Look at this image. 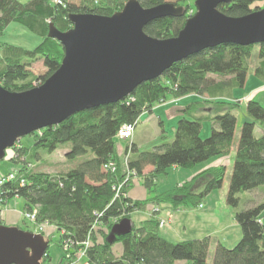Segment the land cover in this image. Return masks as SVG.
Segmentation results:
<instances>
[{
	"label": "trees",
	"instance_id": "16d2710c",
	"mask_svg": "<svg viewBox=\"0 0 264 264\" xmlns=\"http://www.w3.org/2000/svg\"><path fill=\"white\" fill-rule=\"evenodd\" d=\"M79 1L75 4L71 0H0V36L6 25L14 21L41 37L32 49L0 42V84L3 87L10 91L26 90L43 82L58 68L64 49L57 39L47 35L51 24L64 31L71 26L70 13L110 15L120 10L127 0ZM163 1L167 0H139L144 7H152ZM258 1L261 0H232L229 4H218V8L226 15L240 16L259 9L254 4ZM187 7L186 4L184 14L156 18L147 23L143 30L158 38L176 35L189 16ZM254 45L258 48L254 75L264 82V41L252 45L220 43L177 60L162 75L138 84L122 100L81 110L58 125L30 133L32 141L29 145H23L19 140L18 146H13L7 152L13 163L24 164L20 171L29 185H21L18 178L5 182L1 186L5 203L21 198L22 210L36 207L37 220H47L55 224L58 230L65 231V234H59L60 245L66 236L75 244L90 239L83 259L88 264H205L211 237L172 242L160 234L155 215L157 212L138 225L131 223L129 233H114L112 236L110 233L117 220L130 218L134 210L162 203L172 208H195L203 204L207 194L222 185L226 168L221 164L206 167L192 178L165 190L157 191L155 181L159 176L168 174L172 166L191 169L197 164L228 155L236 127V115L231 111L239 102L211 101L219 105L228 104V107L223 113L217 107L213 114H198L201 105L211 103L210 100L190 101L181 109V117L170 142L146 150H140L134 143L126 144L124 151H130L128 167L136 172L137 178H142L147 188H152L153 194L148 198L124 197L125 188L123 193L115 195L113 187L125 174V164L117 150V133L126 123L135 127L141 113L152 111L157 102L165 101L169 95L175 98L189 93L225 96L233 88L243 87ZM39 59L46 70L35 74L30 66ZM212 75H218L221 79L215 81ZM246 102L249 118L242 123L239 132L225 197V201L234 207L238 205L240 192L264 185V130L260 135L254 134L256 125L264 128V107L256 100ZM206 119L213 126L210 135L201 138L202 122ZM61 143L69 144V148L64 150L67 159L73 161L82 157L80 162L62 174L28 172L30 169L25 164L26 159L28 163L33 162L31 156L40 158L37 151L42 149L51 153ZM108 161L116 162L115 172L103 169ZM149 165L152 169L144 173V168ZM207 174L209 176L203 188L193 190L195 179ZM263 207L264 202L249 208V211L235 213L242 232L238 245L232 249L216 242L211 264H264V222L260 224L257 221L261 218L258 214ZM23 221L25 227H30L27 221ZM43 236L50 240L47 235ZM75 244L73 251L77 252L81 245ZM116 246L121 249L120 252ZM45 252L40 264L50 259L47 249Z\"/></svg>",
	"mask_w": 264,
	"mask_h": 264
},
{
	"label": "water",
	"instance_id": "95a60500",
	"mask_svg": "<svg viewBox=\"0 0 264 264\" xmlns=\"http://www.w3.org/2000/svg\"><path fill=\"white\" fill-rule=\"evenodd\" d=\"M232 0H195V13L176 35L158 38L143 27L156 18L180 16L184 8L175 2L144 7L127 0L120 10L103 15L70 13L65 31L50 25L47 35L63 45L58 68L36 86L10 91L0 84V161L23 136L58 125L76 112L114 103L138 84L163 74L177 60L202 49L236 43L264 41V6L250 13L226 15L218 4ZM131 218L112 226L114 233L132 229ZM49 241L37 232L0 223V264H40Z\"/></svg>",
	"mask_w": 264,
	"mask_h": 264
},
{
	"label": "rangeland",
	"instance_id": "374dc122",
	"mask_svg": "<svg viewBox=\"0 0 264 264\" xmlns=\"http://www.w3.org/2000/svg\"><path fill=\"white\" fill-rule=\"evenodd\" d=\"M25 1V0H20ZM73 1L75 4L79 3V0H71ZM167 1H171V2H175L177 5L182 6L183 8L185 7V5L187 4L189 6L188 8V14L192 15L193 13H195L196 8L194 6V1L195 0H167ZM255 5L259 6V8L264 6V0L258 1L256 3H254ZM124 5V4H123ZM7 27L5 28V30L3 31L2 35L0 36V42H7L11 45H17L20 47H25V48H34L35 45L37 43H39V41L41 40V37L39 35H37L35 32H31L29 29H27V27H25L24 25H19L18 23L12 21L11 23H9L8 25H6ZM71 27V26H70ZM65 31V30H64ZM252 50H251V55L249 57V75L247 77V81L246 83L243 85V87H235L233 88L235 94L231 95L230 93H227V95H225V101H233L235 100L236 102H239V105L233 107V110L231 111L233 114L236 115V127H235V132H234V140L231 144V150L229 152V154L231 155V161H229L228 164H226V172L224 175V180L222 185L215 189L214 191H212L211 193L207 194L204 199H203V204L209 206V204L214 205V212L215 215H219L221 218V223H223V225H226L229 221V219L231 217H234V224L238 226V228L234 227V224H230L228 223V225L226 226V228L223 230V232H217L215 235L211 236V240H210V247L208 250V254H207V260L205 264H211L212 260H213V253L215 250V244L216 242H218V240L220 239L221 241L223 240L222 244H224L227 248H234L236 245H238L237 243L239 242L240 238H241V230H240V225L238 224V222H236L235 219V213H237L238 211H249V208H255L257 205H259L260 203L264 202V185L259 186L257 189H253V190H248V191H242L238 194L239 196V202L237 206H231L230 204H228L225 201V197L227 194V188H228V184H229V178H230V174L232 171V164L234 161V155L236 153V144L237 141L239 139V132L240 129L242 127V123L249 118L248 114L246 113V101L249 99L248 97H244L245 95H249L254 89V87L257 84H261V80H259L254 74H253V67L255 66V64L258 61L257 58V50L258 48L254 45L252 46ZM30 68L32 69V71L36 74H40L45 72V68L43 66V61L41 59L36 60V62H34ZM215 77H218V75H215ZM36 86V85H35ZM264 91H261L257 94V99L261 102V105L264 107V95L263 93ZM245 94V95H244ZM191 96L188 101H190L191 99L195 98V95H189ZM233 96V97H231ZM179 99V98H175L173 96H168L167 99L165 101H159L157 104L154 105L153 108H155L154 110H156V114L157 116L160 115L161 119L157 118L156 121H148L147 123H145L146 120V116L148 115V112H143L138 116V123L136 124L135 129H137L138 135H137V139L139 140L138 143H140V148L142 150H146L148 148H152L154 146H158L159 144L163 143V142H170V140H172L175 129H176V125L179 119H177V111L175 109V105H174V100ZM211 101H215V100H211ZM210 101V102H211ZM213 103V102H212ZM216 104V103H215ZM218 106L212 107V114L215 112H213L214 108H222L220 109V113H223L226 108L228 107V104H222ZM207 104L201 105V108L199 109V111L201 112H207L209 111L207 107ZM157 107H161L160 109H158ZM179 109V108H178ZM161 111V112H160ZM146 114V116H141ZM176 115V116H175ZM181 117V115H179ZM213 123L206 119L202 122V129L200 132V137L201 138H206L210 135L211 133V129H212V125ZM264 130V128H262L260 125H256L255 129H254V134L256 135H260V133ZM131 137H128L126 139H122L118 137V144L119 143H123L125 144L126 142L130 143L129 141H131ZM20 140L22 141V143L24 145H29V143L32 141V135L28 134V136H23L20 138ZM121 140H126V141H121ZM117 144V145H118ZM15 146V144H14ZM69 148V144L68 143H61V145L58 146L57 149H55L54 151H52L51 153H47L46 151H43L42 149H40V151H37L38 155L40 156V158H35L34 156H31L30 159L33 162H30L32 164V166H30V170L28 172L31 171H35V172H47L50 174H62L63 172L67 171L68 169L72 168L74 165H76L78 162H80L81 158H75L72 160H68L66 155L64 154V150ZM10 149V148H9ZM8 149V151H9ZM10 154V153H9ZM120 155L123 158V162L125 159V155L126 152L122 151L120 153ZM26 159V156H25ZM18 161V160H17ZM27 163L28 160L26 159ZM20 162V161H18ZM34 163V164H33ZM125 164V162H124ZM205 163L203 164H197L195 167L200 168L202 166H204ZM220 165V164H219ZM24 166V164L20 163H13L11 160H9V158H6L0 161V174L3 176H6L7 173L9 171H13L16 173V175L19 174L20 169ZM182 170V171H181ZM185 171H188L187 173L192 174L193 170L191 169H186V168H178V169H169L168 174L166 175H161L158 177V190L161 191V189H165V188H171L174 184L178 183L181 181V177L185 174ZM21 173V171H20ZM184 173V174H183ZM209 175H205L202 177H199L197 179H195V183L193 186V190L195 191H199L203 188L204 183L206 181V178ZM137 180V178H136ZM135 184L138 185L137 181H135ZM131 185H129L128 187H130ZM128 187H124L126 190L128 189ZM125 193H127V191H125ZM210 195V196H209ZM22 205H23V200L20 198L18 199H10V201L8 202V206L12 207L13 210H15V214H16V220H14L15 222H11L9 223V221H4L7 225H11L14 224L19 228H23L29 231L34 230V227L31 226L30 227H25V222L23 221V217L21 218L20 214L18 216V210L21 211L22 210ZM207 208V207H206ZM135 211V210H134ZM262 211V210H261ZM144 212V211H143ZM250 214H253L252 212H250ZM152 215V214H150ZM257 215V214H256ZM259 217L260 215L263 216L264 218V213H259L258 214ZM257 215V216H258ZM256 216V217H257ZM141 217V214L139 213H133L131 215V222L135 225L139 224V218ZM262 221V218H260ZM262 223V222H261ZM97 229V227H95ZM236 229L237 232L239 233V237H236ZM35 232V231H34ZM47 236L50 238V242H49V246L47 248V251L50 254V259L45 261V264H64V262H62V257H63V250L61 248L60 242L59 240V234L60 232L57 231L56 229L52 230V229H48L47 230ZM225 239V240H224ZM72 259L75 260L74 256H72ZM84 258H81V260ZM72 261V260H71ZM83 262L81 261H77L74 264H82Z\"/></svg>",
	"mask_w": 264,
	"mask_h": 264
},
{
	"label": "crops",
	"instance_id": "0c3cea01",
	"mask_svg": "<svg viewBox=\"0 0 264 264\" xmlns=\"http://www.w3.org/2000/svg\"><path fill=\"white\" fill-rule=\"evenodd\" d=\"M253 74H254V70H253ZM249 75V71L247 74V77ZM212 78H214L215 81H219L220 78L215 77V75L211 76ZM246 77V79H247ZM245 79V80H246ZM247 81V80H246ZM245 81V83H246ZM244 83V84H245ZM252 92L249 95H245L244 97H248L251 100H256L258 102H260L257 99V94L261 91H264V82L261 81V84H257L253 90H251ZM231 95L235 94L234 90L230 91ZM264 95V92H262ZM189 95H193L191 93H189ZM189 95L186 96H182L179 97V99L174 100V105H175V109L177 111V119H180L181 115V109L184 108L186 106L187 103H189L190 101L193 100H200V99H208V100H225V96H211L209 97L207 94L204 95H195L194 99H191L190 101H188V99L191 97ZM233 97V96H231ZM248 99V100H249ZM158 103V102H157ZM261 104V102H260ZM218 106L215 103H208V110L207 112H204L201 110V112L199 111L198 114L201 113H208V114H212V107ZM158 109H160L161 107H157ZM179 108V109H178ZM223 108V107H222ZM155 108L152 109V111H147L148 115L146 116V114L141 115V116H146V120L145 123H147L148 121H156L157 118L161 119L160 115L157 116V114L155 113L156 110H154ZM221 109V108H220ZM219 109V110H220ZM215 111V109H213V112ZM161 112V111H160ZM146 113V112H145ZM176 116V115H175ZM139 120V119H138ZM162 120V119H161ZM138 123V122H137ZM136 127V126H135ZM134 127V131H133V135L131 138V141H129L130 143H134L136 145L137 148H139L140 150H142L140 148V143L139 140L137 139V129H135ZM262 133V132H261ZM260 133V134H261ZM121 141H126V140H121ZM21 144L22 141H20ZM126 144H128V142H126L125 144H121L119 143L117 145V150L119 151V153H121L122 151H124V149L126 148ZM24 145V144H23ZM231 155H225L224 157H216L214 159H212V161H206L203 162L205 163L204 166L200 167V168H195L193 167L192 170V174L187 173L188 171L184 170V175L181 177V181L183 182V180L185 179H190L193 177V175L201 172L204 170V168L209 167V166H214V165H224L226 167V164L229 163V161H231ZM172 169H178L179 167H171ZM152 169V166H146L143 170L144 173H148L150 170ZM181 169V168H180ZM182 171V170H181ZM135 181H137L138 185L135 184ZM134 183L128 187L127 189V194L128 196H130L132 199H140V198H148L153 194L152 188H147L144 183L142 182V178H137V180L135 179ZM157 182V191L158 190V178L155 181ZM167 189V188H165ZM165 189H161V190H165ZM210 196V195H209ZM202 206H196L195 208H189V207H184V208H172L169 204L167 203H162L160 205H157L156 207L158 208V211H156L157 213H155L156 217L158 220L160 219H166L167 220V224H165L162 228L160 229V234L162 236H165L168 240L174 242V241H179V240H185V239H196V238H203V237H207V236H212L215 235L217 232H223V230L226 228V226L228 225V223L230 224H234L233 220L234 217H231L228 221V223L226 225H223V223H221V218L219 215H215L214 212V205L209 204V206L201 204ZM207 207V208H206ZM151 208L152 205H147L145 208H140L138 210H135L133 212L130 213V216L133 213H139L141 214V217L139 218V223H141L142 220L147 219L149 217H151L150 214L151 213ZM262 210V214L264 213V207L261 209ZM15 210L12 209V207L8 206V203H6L3 208H2V213H1V220L0 223H4L6 224L4 221H9V223L11 222H15L14 220H16V214L14 212ZM144 211V212H143ZM21 211L18 210V216L20 214ZM154 216V215H153ZM261 216V215H260ZM22 218V216H20ZM262 221L264 222V218L263 216H261ZM234 227L238 228L237 225H233ZM236 237H239V233L237 232L236 229ZM225 240V239H224ZM221 244L223 242V240L221 241L220 239L218 240ZM224 245V244H223ZM117 251L120 252L121 249L116 246ZM182 262H178L177 264H181Z\"/></svg>",
	"mask_w": 264,
	"mask_h": 264
},
{
	"label": "built area",
	"instance_id": "2783aa9c",
	"mask_svg": "<svg viewBox=\"0 0 264 264\" xmlns=\"http://www.w3.org/2000/svg\"><path fill=\"white\" fill-rule=\"evenodd\" d=\"M133 131H134V124L126 123L125 125L121 126L120 130L117 133V137L122 138V139H126V138L131 137L133 135ZM18 141L15 143V145H17V146H18ZM10 149H12V148H10ZM129 155H130V151L128 150V152L125 155V159H124V162H125L124 173L125 174H124L122 180L117 182V185H114V187H113L115 190L116 196H118V194L121 192L123 193V189H124V187H126L125 185H128V186L132 185L134 183L135 179L137 178L136 172L128 167L127 161L129 159ZM6 156H7V158H9L8 155H6ZM25 164H27L29 169H30V166H32L31 163H25ZM103 169L104 170L107 169L110 172H115L116 171V162L108 161L106 163V165H104ZM17 178L19 179V183L21 185H24V184L29 185L27 178L21 173L19 175H16L15 172L9 171L6 176H3L0 174V220H1L2 208L7 203V202L5 203V200L2 198L4 193H3V190L1 189V186L5 182H9L11 180L14 181ZM123 196L126 197V196H128V194L124 192ZM201 206L202 205L200 204L199 207H201ZM156 211H158V208L156 206H152L151 213L156 212ZM37 213H38V209H36V207H33L31 210H28V209L21 210L20 215L23 217V219L25 221H27L30 224L31 228H32V226L34 227L33 231H35L37 233H40L42 235H44V234L47 235L46 233H47L48 229H52V230L56 229L60 233L65 234V231L63 229H61V231L58 230V228L55 224L53 225L47 220H43L41 222L39 220H37V218H36ZM158 221H159L158 222L159 228H162L165 224H167L166 219L162 218ZM257 221L260 224H261V222L263 223V221H261V219H257ZM116 222H118V220ZM61 241H62L61 242V248L63 250L62 262H64V264H74L78 260L83 262L84 264H88L87 261H83V259L81 260V258H85V256H86V253H87L86 249L90 245V239L87 238L86 241L77 242V244H75L73 240H71L68 236H66ZM74 244L75 245H79V244L81 245V247H79L77 249V252L73 251V247H74L73 245ZM72 256H74L75 260L72 259Z\"/></svg>",
	"mask_w": 264,
	"mask_h": 264
}]
</instances>
